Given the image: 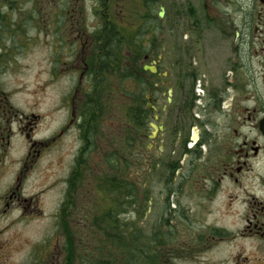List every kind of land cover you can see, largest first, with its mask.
I'll list each match as a JSON object with an SVG mask.
<instances>
[{"label":"flooded vegetation","instance_id":"obj_1","mask_svg":"<svg viewBox=\"0 0 264 264\" xmlns=\"http://www.w3.org/2000/svg\"><path fill=\"white\" fill-rule=\"evenodd\" d=\"M125 4L122 25L113 10L89 24L82 10H63L49 76L70 78L72 88L68 116L50 135L0 84V175L14 171L0 185V264H90L72 229L98 218L101 177L115 180L117 164L129 185L138 168L144 209L125 217L140 222V249L130 248L126 264H264V0ZM6 20L1 4L0 83L24 46L19 24ZM70 136L76 151L63 188L27 184L33 172L51 179L63 157L50 155ZM20 142L25 152L11 158ZM84 191L85 215L74 209ZM35 222L59 233L13 231ZM98 250L95 240L91 264Z\"/></svg>","mask_w":264,"mask_h":264},{"label":"rangeland","instance_id":"obj_2","mask_svg":"<svg viewBox=\"0 0 264 264\" xmlns=\"http://www.w3.org/2000/svg\"><path fill=\"white\" fill-rule=\"evenodd\" d=\"M125 1L127 0L119 1V6L115 7L114 10V0H3V2L0 0V6L3 4L6 21L10 23L12 20L14 24H19V28L16 31L19 29V40L24 42V46L21 45L17 50V60L13 59L7 70L3 72L0 83L1 89L7 93H15L12 97L13 103L21 109L32 111L31 109L33 108L35 114L42 116L40 133L42 135L40 136L50 135L68 116L65 102L71 92V79L51 80L49 76L50 47L53 46L55 40H59L58 37L63 32L62 25L65 24L62 16L64 14L63 10H82L88 24L95 20L101 23L102 20L106 19V15H113V11H115L116 24L119 25L121 23L122 25L119 17H125ZM130 1L133 3V0ZM111 11L112 13L110 14ZM32 15L33 21L31 19ZM72 141L73 138L71 136L66 138L62 145L51 153L49 160L52 159L55 163L63 157V161L59 165L52 167L49 173L50 180L43 179V176L39 179V172H33L27 184L39 185L47 184L48 182L54 184L56 182L58 190H61L64 186L63 180L76 151V146ZM23 152H25V146L20 142L19 150L17 149L11 158H19ZM136 162L138 163V160ZM13 172L9 167L6 170L3 168L0 175V185L3 186L11 181ZM138 172V168L132 171L130 173L131 179L137 180L138 176L135 173L138 175ZM99 195L104 200L105 195L103 193ZM58 201V195L53 194L47 212L53 214ZM76 202L77 206L74 209L77 212L79 210L84 211L83 215H85L92 208L91 193L84 191L82 196L79 194ZM130 218L136 221L134 219L136 217L130 216ZM35 223L26 226H16L13 231L36 238L43 232L44 228H50L51 233H59L56 224V226L54 224L48 226L45 223ZM2 224L3 221H0V226ZM88 226L90 229L91 225L89 224L80 225L78 228L75 226L76 228H73L72 232L77 233V239L79 237L83 239L90 231L86 232ZM80 250H83V246Z\"/></svg>","mask_w":264,"mask_h":264},{"label":"trees","instance_id":"obj_3","mask_svg":"<svg viewBox=\"0 0 264 264\" xmlns=\"http://www.w3.org/2000/svg\"><path fill=\"white\" fill-rule=\"evenodd\" d=\"M115 170V180H111L107 173L101 177V186L105 187L101 193L106 198L100 201L98 218L89 224L90 229L89 226L86 229V232L90 230L88 235L86 234L83 239L79 237L83 245L82 258L90 264L95 240L98 241L99 264H126V257L130 254V250L140 249V222L131 221L129 223L125 219L129 213L135 212L140 218L144 212L138 183H136L137 180L132 179L129 185L128 180L125 179L124 168L119 169L118 164ZM127 241H131V247ZM87 245L89 249L86 248ZM134 254L133 252L132 255Z\"/></svg>","mask_w":264,"mask_h":264},{"label":"water","instance_id":"obj_4","mask_svg":"<svg viewBox=\"0 0 264 264\" xmlns=\"http://www.w3.org/2000/svg\"><path fill=\"white\" fill-rule=\"evenodd\" d=\"M163 14H164V12L162 10V12L160 13V15L163 16ZM153 127L156 129V126L155 125H153Z\"/></svg>","mask_w":264,"mask_h":264}]
</instances>
